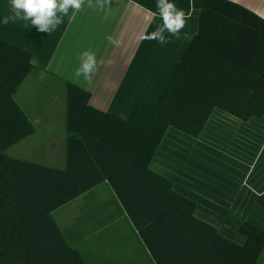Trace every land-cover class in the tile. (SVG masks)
Segmentation results:
<instances>
[{"label": "trees", "instance_id": "obj_1", "mask_svg": "<svg viewBox=\"0 0 264 264\" xmlns=\"http://www.w3.org/2000/svg\"><path fill=\"white\" fill-rule=\"evenodd\" d=\"M195 4L198 32L157 104L122 118L66 83L64 168L7 154L35 132L14 97L34 65L31 52L0 38V264H86L52 213L105 181L156 264H257L264 228L240 224L242 244L222 236L150 168L169 128L198 137L215 108L244 121L264 115V18L231 0Z\"/></svg>", "mask_w": 264, "mask_h": 264}, {"label": "crops", "instance_id": "obj_2", "mask_svg": "<svg viewBox=\"0 0 264 264\" xmlns=\"http://www.w3.org/2000/svg\"><path fill=\"white\" fill-rule=\"evenodd\" d=\"M231 1L264 18V0ZM170 2L181 8V0ZM156 5L157 0H110L104 8L85 3L78 12L70 9L50 33L25 21L3 24L0 38L31 52L34 65L14 97L35 132L12 145L9 156L66 166L67 82L89 91L96 109L122 118L138 103L160 101L198 32L200 10L192 12L179 38L165 32L169 42L161 45L140 39L163 23ZM0 15H12L9 0H0ZM89 49L98 61L91 83L74 75L80 54ZM150 168L172 180L179 194L196 203L195 216L222 236L242 244L240 224L264 228V115L244 121L215 108L198 137L169 128ZM52 215L86 264H156L106 181ZM257 264H264V249Z\"/></svg>", "mask_w": 264, "mask_h": 264}, {"label": "clouds", "instance_id": "obj_3", "mask_svg": "<svg viewBox=\"0 0 264 264\" xmlns=\"http://www.w3.org/2000/svg\"><path fill=\"white\" fill-rule=\"evenodd\" d=\"M85 3L89 7L95 4L104 8L105 5L108 6L110 0H9L12 15H5L0 23L7 25L9 22L25 21L30 22L39 32L50 33L63 23V17L69 13L70 9L78 12ZM156 6L163 23L151 33L143 34L140 39L155 40L164 45L169 42L165 32L179 38V33L195 11L196 4L195 0H189L187 13L170 0H157ZM106 39L116 46L121 43L113 36H108ZM79 60V67L74 70L75 77L77 79L83 77L86 82L91 83L94 74L98 71L95 53L91 49L85 50L80 54Z\"/></svg>", "mask_w": 264, "mask_h": 264}]
</instances>
